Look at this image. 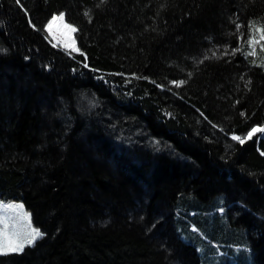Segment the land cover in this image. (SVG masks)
I'll return each instance as SVG.
<instances>
[{"label":"trees","instance_id":"1","mask_svg":"<svg viewBox=\"0 0 264 264\" xmlns=\"http://www.w3.org/2000/svg\"><path fill=\"white\" fill-rule=\"evenodd\" d=\"M60 13L79 52L47 36ZM261 19L264 0H0V204L44 234L0 264H264V133L232 139L264 127V51L242 54Z\"/></svg>","mask_w":264,"mask_h":264},{"label":"snow or ice","instance_id":"2","mask_svg":"<svg viewBox=\"0 0 264 264\" xmlns=\"http://www.w3.org/2000/svg\"><path fill=\"white\" fill-rule=\"evenodd\" d=\"M17 2H19V0H17ZM85 15H88V13H85ZM57 22L62 26L63 31H53V25ZM29 23H31V21H29ZM233 23L235 24V21H233ZM33 27L35 26L33 25ZM242 27V25L236 24V31L240 32ZM45 30L53 37V39H56L58 43L63 42L64 46L70 48L72 52L80 51V49L75 46V41L72 37V34L75 33L77 29L71 24L65 22L64 13H60L59 16L54 15L45 25ZM246 43L253 48V51L243 52L242 54L245 55V58L256 54L254 48L257 44H260L261 51H264V19H261L259 25H256L254 20L249 21L248 39ZM239 51H241V49L237 48L234 50V53ZM212 56H215V52L212 53ZM204 58L209 59L211 57L205 54ZM258 66L264 67V62H261ZM172 83L179 87L186 83V81H173ZM247 83L250 84L251 81L249 80ZM241 115L243 116L245 113L242 112ZM258 132L264 133V127H253L247 133L246 138L233 135L232 139L243 144L245 139H251ZM262 155H264V153H262ZM22 207V205L13 206L0 204V255L22 252L26 246H32L38 239L43 238L44 234L38 228L32 226L30 214L19 213V209H22ZM9 210H15L17 212V215H19V223H13L10 225L9 217L7 215Z\"/></svg>","mask_w":264,"mask_h":264},{"label":"rangeland","instance_id":"3","mask_svg":"<svg viewBox=\"0 0 264 264\" xmlns=\"http://www.w3.org/2000/svg\"><path fill=\"white\" fill-rule=\"evenodd\" d=\"M58 16H59V15H58ZM64 20H65V16H64ZM65 22H66V20H65ZM66 23H67V22H66ZM67 24H68V23H67ZM53 31H54V32L63 31L62 26L59 24V22H57V23H55V24L53 25ZM46 33H47V36L51 39V41H52L55 45L60 46V47H62V48H64V49H66L67 51H71L70 48H67V47L64 46V43H63V42L58 43L57 40H56V39H53V37H52L51 35H49L47 31H46ZM75 34H76V32L72 34V37H73V39H74V41H75V46L78 47V46H77V43H76V39H75ZM259 133H260V132H258V133H256V134L258 135ZM256 134H255V135H256ZM6 204H7V203H6ZM11 204H13V203H8V205H11ZM9 223H10V221H9Z\"/></svg>","mask_w":264,"mask_h":264}]
</instances>
